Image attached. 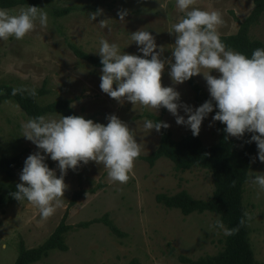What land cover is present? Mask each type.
<instances>
[{"label":"rangeland","instance_id":"1","mask_svg":"<svg viewBox=\"0 0 264 264\" xmlns=\"http://www.w3.org/2000/svg\"><path fill=\"white\" fill-rule=\"evenodd\" d=\"M27 6L8 10L18 14ZM38 7L48 15L47 27L37 21L35 29L21 40L14 37L0 39V86L23 88L28 92L44 88L47 93L39 99L41 105L69 101L76 114L97 123L106 125V117L116 115L134 130L135 139L141 146L139 157L149 156L160 143V133L143 127L149 115L161 116L163 122L170 125L175 140L192 134L190 128L177 125L175 117L164 108L156 112L139 104H121L110 98L100 88L102 68L78 58L72 50L74 46L100 58V41L106 39L118 44L123 53L142 55L131 40V33L142 29L155 37L157 45L164 48L163 57L169 58L175 44L172 26L185 15L177 8L176 0H41ZM192 7L218 10L224 21L218 26V32L224 36L238 31L254 4L253 0H196ZM66 8L72 11L65 16L56 15L57 10ZM97 9L103 10V15L92 21L89 13ZM121 9L128 12L123 21L117 15ZM105 18L111 19L110 32L98 24ZM250 36L264 43V14L251 28ZM169 71L166 65L163 86L175 87L182 103L197 107L189 81L174 85ZM211 74L219 75L215 71ZM191 79L210 98L203 75ZM179 114L185 115L182 109ZM212 117L209 114L203 121L199 134L206 145H214L219 140L216 122L209 126ZM29 118L15 101H0V198L8 187L16 188L21 183L19 176L26 158L38 151L22 136L21 125ZM236 140L241 146L242 138ZM17 156H21L23 164L9 174L1 162ZM139 157L124 184L111 182L108 170L95 162L81 164L76 171L69 169L64 179L68 189L63 206L47 220H42L38 207L27 200H0V264H14L22 243L26 249L42 245L60 225L66 212V223L74 227L65 235L69 250L54 249L34 264H130L134 260L137 264H183L179 261L180 256L197 260L220 252L224 247L226 228L216 226L217 214L206 211L185 216L179 209L166 208L156 200L157 195H174L181 191H187L195 199L207 200L214 191L212 173L197 167L179 171L167 158L159 159L151 167ZM254 158L250 178L255 173L264 174V163L259 161L258 154ZM45 162L59 177L57 162L50 157ZM250 178L244 193V206L252 217L248 220L249 240L257 263L264 264V192L253 185ZM79 193L83 195L69 208ZM105 216L122 236L112 233L103 222L93 223L88 228L77 227L79 223Z\"/></svg>","mask_w":264,"mask_h":264},{"label":"clouds","instance_id":"2","mask_svg":"<svg viewBox=\"0 0 264 264\" xmlns=\"http://www.w3.org/2000/svg\"><path fill=\"white\" fill-rule=\"evenodd\" d=\"M195 3L196 0H176L177 8L185 15L172 26L175 44L169 58L163 57L164 48L159 47L155 37L146 30L131 33V40L142 55L123 53L118 44L101 39L98 52L102 65L100 88L121 104H139L156 112L166 109L175 117L176 124L190 128L194 137L199 136L203 121L215 110L209 126L220 122L226 126L223 131L227 137L236 139L243 138L245 133L252 134L247 143L257 145L258 159L264 163V48L255 49L248 58L227 47L218 32V26L224 23L222 14L218 10L192 7ZM101 15L103 10L97 9L89 13V18L95 21ZM117 15L123 21L128 12L121 9ZM37 21L47 27L48 15L40 7L28 5L18 14L0 9V39L21 40L35 29ZM110 21L105 18L98 24L110 32ZM166 65L174 85L203 75L210 98L195 108L182 103L175 87L162 84ZM214 71L219 75H212ZM23 91L26 89L13 88L12 95ZM30 95L35 96V90ZM181 109L184 116L179 114ZM106 119L105 125L83 116L60 115L57 118L48 114L30 117L22 123V136L38 151L26 158L19 176L21 183L16 185L12 197L38 207L41 219L47 220L63 206L68 189L64 179L69 169L76 171L81 164L95 162L108 170L111 182L127 183L141 154V146L127 123L114 114ZM143 127L159 133L170 125L145 119ZM48 157L57 162L59 177L45 162ZM250 182L264 192V174L255 173ZM235 183L233 180V187ZM251 218V214L245 212L236 228L224 229L219 219L216 226L224 229L226 235H233Z\"/></svg>","mask_w":264,"mask_h":264},{"label":"trees","instance_id":"3","mask_svg":"<svg viewBox=\"0 0 264 264\" xmlns=\"http://www.w3.org/2000/svg\"><path fill=\"white\" fill-rule=\"evenodd\" d=\"M253 4L254 8L251 14L240 23L236 33L220 35L222 42L227 47L246 55L248 58H251V54L255 49L264 48L262 41L252 39L250 36L251 28L258 24L264 14V0H253ZM19 5L38 7L41 5V0H0V8L2 9H12ZM71 11V8H66L60 11L57 10L55 13L57 16H65ZM72 50L78 58L86 60L97 68H102L101 58L89 55L74 46H72ZM189 83L195 93L196 106L199 107L209 97L205 90L193 79H190ZM13 88L15 87L0 86V101H15L28 117L47 114L80 116L74 112L69 101L58 100L47 105H41L39 99L47 93L44 88L35 90V96L30 95L27 90L12 95ZM210 114L214 116L215 110ZM147 118L163 122L161 116L149 115ZM216 125L219 129V140L214 145L204 144L200 136L194 137L193 134L186 135L180 140H175L170 128L161 129L159 132L161 138L157 149L149 156L139 158L146 161L151 167L159 159L167 158L179 171L190 170L195 167L209 170L214 179V191L207 200L195 199L187 191H181L174 195L160 194L157 195L156 200L166 208L179 209L185 216L195 212L204 213L209 211L215 213L219 216V220L222 221L226 229H232L238 226L240 219L246 212L244 206L245 185L249 181L253 158L258 154V149L254 142L247 143L251 139L252 134L245 133L241 146H239L236 139L227 137L223 131L226 127L225 125L220 122H216ZM22 164L21 156L13 159H4L1 162V166L7 168L9 174L20 168ZM233 180L236 181L234 187L232 186ZM15 191L16 188L8 187L0 200L3 201L4 198L15 200L11 195ZM81 195L83 193H79L72 199L69 208L76 205L78 197ZM67 218L68 212L65 213L60 225L51 236L39 247L26 249L22 243L14 264H34L48 256L49 252L54 249L63 252L68 251L69 247L66 243L65 235L74 227L66 223ZM98 222H103L107 225L115 235H123L107 216L102 219L79 223L77 227L88 228L93 223ZM249 234V223L246 221L244 226L239 227L238 232L233 235H226L224 247L217 254L200 257L197 260L180 256L179 261L183 264H258L250 244ZM130 264H137V261L134 260Z\"/></svg>","mask_w":264,"mask_h":264}]
</instances>
